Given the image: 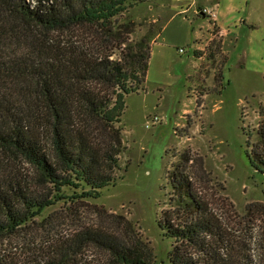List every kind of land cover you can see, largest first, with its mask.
I'll use <instances>...</instances> for the list:
<instances>
[{"label":"trees","instance_id":"1","mask_svg":"<svg viewBox=\"0 0 264 264\" xmlns=\"http://www.w3.org/2000/svg\"><path fill=\"white\" fill-rule=\"evenodd\" d=\"M144 1L0 0V264H77L88 247L112 264H156L136 232L101 210L107 226L81 224L46 246L11 248L36 223L56 229L54 215L35 218L60 198H96L115 180L117 123L126 95L145 87L155 38L152 28L131 39L132 23L119 16ZM259 133L253 162L264 175V126ZM169 177L175 208L161 226L174 238L170 264H264L261 243L228 226L183 172ZM65 187L80 191L68 197Z\"/></svg>","mask_w":264,"mask_h":264},{"label":"rangeland","instance_id":"2","mask_svg":"<svg viewBox=\"0 0 264 264\" xmlns=\"http://www.w3.org/2000/svg\"><path fill=\"white\" fill-rule=\"evenodd\" d=\"M119 21L132 23L131 39L153 28L158 40L145 87L126 95L117 123L123 151L116 178L96 198H60L35 218L54 215L56 229L47 234L36 223L11 248L46 246L81 224L107 226L101 210L136 232L156 264H170L174 238L161 220L175 208L173 171L183 172L228 226L264 246V175L253 162L264 126V0H146ZM83 251L77 264H112L100 248Z\"/></svg>","mask_w":264,"mask_h":264},{"label":"built area","instance_id":"3","mask_svg":"<svg viewBox=\"0 0 264 264\" xmlns=\"http://www.w3.org/2000/svg\"><path fill=\"white\" fill-rule=\"evenodd\" d=\"M203 10H204V12H210V11H209L208 9H206V8H205V9H203ZM210 13H211V12H210ZM180 51H181V52H184V50H183V49H180Z\"/></svg>","mask_w":264,"mask_h":264},{"label":"crops","instance_id":"4","mask_svg":"<svg viewBox=\"0 0 264 264\" xmlns=\"http://www.w3.org/2000/svg\"><path fill=\"white\" fill-rule=\"evenodd\" d=\"M159 35V34H158ZM158 40V36L154 39V41L156 42Z\"/></svg>","mask_w":264,"mask_h":264}]
</instances>
